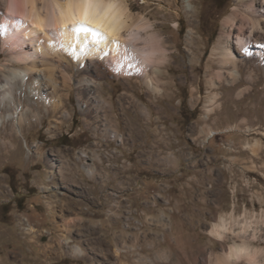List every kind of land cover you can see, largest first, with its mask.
<instances>
[{
	"label": "rangeland",
	"instance_id": "1",
	"mask_svg": "<svg viewBox=\"0 0 264 264\" xmlns=\"http://www.w3.org/2000/svg\"><path fill=\"white\" fill-rule=\"evenodd\" d=\"M128 2L165 41L158 89L102 64L88 112L74 67L58 112L0 119V264H204L221 219L264 250V59L213 49L236 0Z\"/></svg>",
	"mask_w": 264,
	"mask_h": 264
},
{
	"label": "bare ground",
	"instance_id": "2",
	"mask_svg": "<svg viewBox=\"0 0 264 264\" xmlns=\"http://www.w3.org/2000/svg\"><path fill=\"white\" fill-rule=\"evenodd\" d=\"M81 21L102 31L106 38L72 31L71 26ZM218 41L213 49L220 53L222 65L264 59V0H236L223 20ZM0 48L6 53L0 62V71L6 68L0 72V112L6 113L0 119H10L17 131H22L26 112L61 109V87L71 86V68L83 75L78 82L82 104L88 112H98L104 101L95 89L98 84L93 76H100L98 68L106 64L120 76L142 75L157 90L149 68L160 66L167 56L160 33L153 31L145 16L132 13L128 0H0ZM226 221L221 219L210 229L224 240L220 252L212 257L208 254L204 264H264V250L252 242L256 229L248 238H238L239 232L250 226L242 224L233 243L227 245L225 235L230 226ZM192 264L202 263L194 258Z\"/></svg>",
	"mask_w": 264,
	"mask_h": 264
},
{
	"label": "snow or ice",
	"instance_id": "3",
	"mask_svg": "<svg viewBox=\"0 0 264 264\" xmlns=\"http://www.w3.org/2000/svg\"><path fill=\"white\" fill-rule=\"evenodd\" d=\"M84 2L85 3H92L93 0H84ZM85 16H87V12L85 13ZM71 28H72V31H74L75 33L91 32L93 38H96V37L106 38L105 34L102 31H100L97 28L90 26L89 24H87L86 22H83V21L72 25ZM113 42L117 43V44L119 43L118 41H115V40Z\"/></svg>",
	"mask_w": 264,
	"mask_h": 264
}]
</instances>
